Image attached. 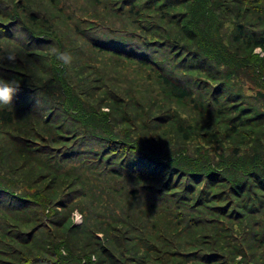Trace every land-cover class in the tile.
Wrapping results in <instances>:
<instances>
[{
	"label": "trees",
	"instance_id": "obj_1",
	"mask_svg": "<svg viewBox=\"0 0 264 264\" xmlns=\"http://www.w3.org/2000/svg\"><path fill=\"white\" fill-rule=\"evenodd\" d=\"M16 29L0 264H264V0H0Z\"/></svg>",
	"mask_w": 264,
	"mask_h": 264
},
{
	"label": "clouds",
	"instance_id": "obj_2",
	"mask_svg": "<svg viewBox=\"0 0 264 264\" xmlns=\"http://www.w3.org/2000/svg\"><path fill=\"white\" fill-rule=\"evenodd\" d=\"M3 39L10 41V43L15 45V47L5 48L0 51V64H2L5 60L9 63H15L18 59L23 60L24 57L18 55V53L19 49L23 48L24 44L27 43V40L19 29L13 31V36L11 38L3 37ZM50 51L53 58L58 62V66L68 67L71 65L72 57L70 53L62 51L59 48H53ZM19 86L20 81H18L15 77L6 79L4 74L0 73V107L11 108L13 96L18 91ZM90 258L92 260V264H97V258L95 255H92ZM239 259L240 257H237V260Z\"/></svg>",
	"mask_w": 264,
	"mask_h": 264
},
{
	"label": "rangeland",
	"instance_id": "obj_3",
	"mask_svg": "<svg viewBox=\"0 0 264 264\" xmlns=\"http://www.w3.org/2000/svg\"><path fill=\"white\" fill-rule=\"evenodd\" d=\"M258 49V48H257ZM75 213H79L77 210H73V212H72V214H71V217H72V221H73V223H75V224H79V221H82V219L81 218H79V215L77 214H75ZM80 214V213H79ZM77 217V218H76Z\"/></svg>",
	"mask_w": 264,
	"mask_h": 264
},
{
	"label": "built area",
	"instance_id": "obj_4",
	"mask_svg": "<svg viewBox=\"0 0 264 264\" xmlns=\"http://www.w3.org/2000/svg\"><path fill=\"white\" fill-rule=\"evenodd\" d=\"M77 218V217H76Z\"/></svg>",
	"mask_w": 264,
	"mask_h": 264
}]
</instances>
